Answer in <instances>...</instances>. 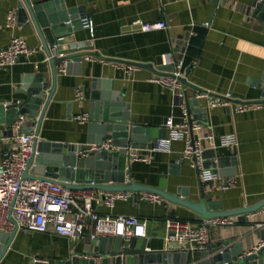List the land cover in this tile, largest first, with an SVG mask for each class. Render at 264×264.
<instances>
[{"label": "crops", "instance_id": "1", "mask_svg": "<svg viewBox=\"0 0 264 264\" xmlns=\"http://www.w3.org/2000/svg\"><path fill=\"white\" fill-rule=\"evenodd\" d=\"M19 1L9 0L0 8V50L6 48L13 37H23L27 45L38 52L29 59L21 56L16 65L0 72V104L26 100L23 89L26 76L44 73L47 80L52 81L51 67L34 26L18 21L14 28L5 27L8 13L15 11L18 14ZM66 1L68 6L85 4V0ZM261 1L220 0L217 4L214 0H87L86 16L93 20L94 37L81 28L68 42L73 46L91 43L85 52L150 65L156 72L171 66L165 63L167 55L173 59L184 56L186 71L191 69L187 77L192 86L189 87L190 96L193 97L194 88H197L215 94L231 93L237 100L257 102L261 99L257 84L264 75V21L255 16L254 5ZM137 20H165L168 29L138 32L132 27ZM186 40L188 46L184 53ZM194 62H198L197 65ZM123 65L111 61H88L83 57L80 67H73L70 75L58 71L56 90L46 109L40 138L54 143L87 145L85 123L77 121L76 117L89 114L94 102L93 92L103 89L122 96L133 124L164 127L169 117L175 122L181 121V108L174 104L171 92L148 81L156 73L153 69L140 67L127 73ZM77 90L83 92L81 101L75 100ZM200 101L206 111L198 112L193 108L190 114L203 126L195 139L206 150L212 148L213 141L217 143L222 135H237L238 148L216 150L217 157L230 158L226 169L236 168V185L223 191L219 182L202 184L197 170L182 156V142H174L170 154H152L150 163L131 162L127 180L158 188L161 178H165L169 193L176 194L178 187L184 188L189 191L191 201L196 200L201 183L213 200L222 202L225 211L253 206L264 200V107L234 113L224 107L208 109L206 100ZM33 124V120H27L24 128ZM12 147L13 141L7 138L2 143V152ZM139 151L150 155L144 149ZM77 155L83 157L81 153ZM136 196L134 200L132 193L128 200L117 201L113 208L95 204V210L100 215L135 216L145 221L147 251L167 250L164 240L167 219L186 220L194 226L201 223L195 221V212L188 208L167 200L152 203L142 199V193ZM232 218L235 221L232 226L211 227L209 245L233 240L231 246L240 243L246 254L254 252L263 244L260 233L264 231V208ZM93 230L94 224L89 222L87 233ZM99 245V241L94 243L89 238L70 241L52 229L46 233L18 230L0 264H35L36 259L48 260L49 264H64L71 256L86 255L87 248L97 251ZM198 259V252L191 253L189 264H196Z\"/></svg>", "mask_w": 264, "mask_h": 264}, {"label": "water", "instance_id": "2", "mask_svg": "<svg viewBox=\"0 0 264 264\" xmlns=\"http://www.w3.org/2000/svg\"><path fill=\"white\" fill-rule=\"evenodd\" d=\"M7 1L9 0H0V8ZM214 2L218 4L220 0H214ZM86 4L87 0L82 6H68L66 0H20L17 4L19 23L29 22L34 26L41 39L52 73L51 82L47 80V75L44 73L26 76L23 86L27 96L26 100L20 103L14 101L12 104H0V124L10 125L18 115H25L28 120H33L34 123L32 127L23 129L26 134H34V151L24 177L48 178L71 190L93 189L103 193L132 192L134 200L137 193H154L170 203L195 212L196 222L217 217L243 216L263 209L264 200H261L253 206L225 211L222 202L213 200L212 196L205 192L201 183L196 200L191 201L189 191L184 188L178 187L176 194L169 193L168 182L165 178H161L158 188L139 185L127 180V169L131 167L127 148L131 146L133 149H146L154 140L166 138L167 129L131 123L127 105L122 100V96L112 95L107 89L93 92L94 102L90 106L89 119L85 123L84 130L87 145L111 141L116 150L90 152L86 156L79 157L77 153L84 152L87 145L54 143L40 138L42 121L56 90L58 70L63 61L67 62V75L71 74L73 67H80L83 57L86 56L106 62L153 69L150 65L103 58L97 52H85L84 49L71 45L68 39L82 28L81 18L87 15ZM254 8L255 16L264 21V0L256 3ZM54 45L59 47V52L55 56L51 52V47ZM162 70L171 71L172 66H166ZM190 70V68L187 69L186 77L182 80L186 87H192L187 81ZM153 71L156 72L154 69ZM257 88L261 90L259 102H264V75L258 82ZM194 89L197 90V88ZM44 101V107L39 114ZM188 104L190 113L193 108L198 112L206 111L200 100L192 99ZM190 118H192L191 114ZM202 157L204 169H211L223 178L237 175L236 168L226 169L230 158L217 157L215 149L205 150ZM81 178L82 182H80ZM11 221L15 225L12 233L0 235V262L18 232L17 224L12 217ZM260 239L264 243V231H261ZM99 242L97 251L87 248L86 255L71 256L64 264L190 263V252L147 251V239L139 238L124 242L119 237H102ZM232 242L233 240H224L209 245L204 251L199 252L196 264H264V245L258 250L246 254L240 243L231 246ZM98 260L100 262H97Z\"/></svg>", "mask_w": 264, "mask_h": 264}, {"label": "built area", "instance_id": "3", "mask_svg": "<svg viewBox=\"0 0 264 264\" xmlns=\"http://www.w3.org/2000/svg\"><path fill=\"white\" fill-rule=\"evenodd\" d=\"M82 28L89 31L94 37L93 20L85 16L81 18ZM18 24V14L10 11L7 15L5 27L14 28ZM209 27V23L205 24ZM136 31L149 33L159 30H167L168 22L165 20L157 22H143L137 20L132 24ZM193 33H191L192 35ZM91 43H83L76 48L87 49ZM188 46V40L183 43L184 53ZM38 52L30 48L23 37H13L10 44L0 50V72L18 63L21 56L30 58ZM53 56L59 52L58 45L51 47ZM88 61L100 60L92 56H86ZM102 62H106L101 60ZM166 64L172 66L171 71L155 73L148 81L167 88L174 99V104L181 108V121L175 122L173 117L167 118L164 127L167 129V137L156 139L144 150L150 155H143L139 149L129 146L128 153L130 160L151 162V155L154 153L170 154L174 142H182L184 148L182 156L188 160L193 168L198 170V176L202 184L219 182L221 189L227 191L237 183L236 176L223 178L219 173L203 167V153L206 150L202 143L195 139L203 126L200 122L190 118L189 100H206L207 108L213 109L224 107L234 113H243L253 109L264 107V102H248L237 100L231 93L215 94L210 91L195 90L193 97L189 94V87L183 83L186 77V66L184 56L173 59L166 56ZM198 62H194L197 65ZM123 68L127 73L139 69V66L125 64ZM67 62L60 63L59 72L66 73ZM84 99L83 92L77 90L75 100ZM7 105V104H5ZM89 114H82L76 120L86 123ZM27 117L18 115L10 125L0 124V235L10 234L15 228L11 217L17 224L18 230L28 232L46 233L50 229L57 235L65 237L70 241H77L89 238L91 242H98L102 237H119L124 242L133 239H147V223L135 216H111L100 215L95 210V204H102L113 208L120 200H128L132 192H114L98 194L93 189L71 190L51 181L48 178H25L24 174L28 169V163L34 151V134L23 132ZM9 136V137H8ZM10 138L13 147L2 152V143ZM239 142L235 133L222 135L218 142L212 144V149L238 148ZM116 150L111 141H104L102 144L87 145L82 156L90 152L101 150ZM142 199L152 203L160 204L163 198L157 194L144 192ZM89 222H93L94 230L87 233ZM232 217H217L204 220L194 226L191 222L176 218H169L165 222L164 240L167 250L179 252H202L210 244V229L212 226L228 227L234 225ZM176 245V247H173ZM264 245V243L262 244ZM261 245V246H262ZM261 246L256 248L258 250ZM35 264H49L48 260L36 259ZM195 264V263H193Z\"/></svg>", "mask_w": 264, "mask_h": 264}]
</instances>
